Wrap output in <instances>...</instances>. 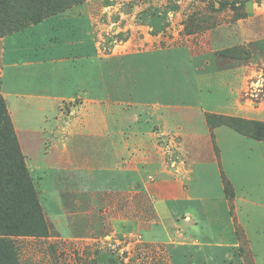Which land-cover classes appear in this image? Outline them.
<instances>
[{
  "label": "crops",
  "instance_id": "crops-1",
  "mask_svg": "<svg viewBox=\"0 0 264 264\" xmlns=\"http://www.w3.org/2000/svg\"><path fill=\"white\" fill-rule=\"evenodd\" d=\"M73 10L0 40V94L23 154L37 155L25 161L41 174L46 210L54 219L66 210L58 177L68 174L80 193L146 197L151 218L128 206L130 216L110 218L117 235L159 241L182 264H232L242 255L240 230L245 255L264 264V142L206 123L207 114L264 118V104L250 105L246 93L262 81L260 65L219 72L221 99L184 91V78L199 73L184 63L182 47L140 51L128 37L104 54L91 19L65 15ZM246 36L239 30L234 38ZM210 98L216 102L205 107L194 102ZM62 101L67 108H58Z\"/></svg>",
  "mask_w": 264,
  "mask_h": 264
},
{
  "label": "rangeland",
  "instance_id": "rangeland-1",
  "mask_svg": "<svg viewBox=\"0 0 264 264\" xmlns=\"http://www.w3.org/2000/svg\"><path fill=\"white\" fill-rule=\"evenodd\" d=\"M5 2L9 5L12 1ZM72 8L73 12L65 15L70 16L75 11L80 12V16L86 13L96 29V38L101 42L100 49L104 54L108 53L111 46L123 44L128 37L135 46L133 49L140 51L152 48L169 52L182 47L184 63H192L189 69L199 73L193 76L194 79L184 78V91L209 97L216 95L221 99L227 90L224 91L219 82L218 73L255 62L261 67L258 80L262 81L253 86L248 85L247 98L252 106L264 104V0H85L61 13ZM12 13L15 18L25 16L21 26L32 24L28 20L32 14L31 9L16 6ZM59 14L50 18L56 17L57 20L53 21L58 23L64 17V14L61 17ZM13 30H0V40ZM239 30L247 33L243 41L234 38ZM228 38L234 39L230 46L217 51L211 49L213 44L222 43ZM226 50L233 51L234 57H229ZM30 73L27 71L26 75L30 76ZM47 74L46 68L40 70L43 81L47 80ZM3 76L10 83L15 79L12 72L4 73ZM192 82L197 85H190ZM0 98L5 104L6 117L12 126L28 176L35 187L36 200L43 207L48 227L46 237L8 238L11 243L10 252L15 255L17 264H182L181 260L176 262L159 241L114 233L110 218L116 214L130 216L133 210H128V206L134 207L137 215L151 218V208L144 196L80 193L70 176L61 174L58 185L63 189L61 199L66 210L58 219H54L56 215L46 210L48 195L43 190L45 184L43 188L38 186V176L41 174H33L25 161L37 158V155L28 153L27 158L23 154L1 94ZM194 102L205 107V104L207 106L216 100L195 99ZM58 108H67V101H62ZM247 121L264 124V118ZM30 150L34 153V149ZM231 262L252 264L251 255H232Z\"/></svg>",
  "mask_w": 264,
  "mask_h": 264
},
{
  "label": "trees",
  "instance_id": "trees-1",
  "mask_svg": "<svg viewBox=\"0 0 264 264\" xmlns=\"http://www.w3.org/2000/svg\"><path fill=\"white\" fill-rule=\"evenodd\" d=\"M11 1L13 3L8 5L5 0H0V30L2 32L10 29L16 32L28 27L21 26L24 15L19 18L13 16L12 10L16 6L31 9L32 14L28 16V20L32 21L31 25H35L72 6H78L85 0ZM226 51L229 57H234L233 51ZM5 112V104L0 98V264H17L15 255L10 252L11 243L8 238L11 236L46 237L48 227L41 205L36 200L35 187L28 176L23 156L19 152L17 140ZM206 123L210 130L226 126L242 136L264 142V124L258 122L207 114ZM225 192L229 199L233 197L228 185ZM236 237L240 241L239 251L245 255L248 251L244 248L245 239L240 230H236Z\"/></svg>",
  "mask_w": 264,
  "mask_h": 264
}]
</instances>
